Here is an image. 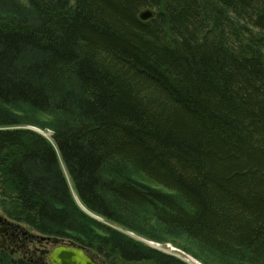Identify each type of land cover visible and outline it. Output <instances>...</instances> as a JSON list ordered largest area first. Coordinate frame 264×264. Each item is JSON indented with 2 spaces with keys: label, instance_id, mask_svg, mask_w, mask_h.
<instances>
[{
  "label": "trees",
  "instance_id": "16d2710c",
  "mask_svg": "<svg viewBox=\"0 0 264 264\" xmlns=\"http://www.w3.org/2000/svg\"><path fill=\"white\" fill-rule=\"evenodd\" d=\"M75 196L264 264V0H0L2 212L109 264H188Z\"/></svg>",
  "mask_w": 264,
  "mask_h": 264
},
{
  "label": "flooded vegetation",
  "instance_id": "af4514ba",
  "mask_svg": "<svg viewBox=\"0 0 264 264\" xmlns=\"http://www.w3.org/2000/svg\"><path fill=\"white\" fill-rule=\"evenodd\" d=\"M57 244L70 243L41 234L0 212V255L7 258L10 264H50L48 252ZM94 260L99 264H109L103 259Z\"/></svg>",
  "mask_w": 264,
  "mask_h": 264
},
{
  "label": "water",
  "instance_id": "95a60500",
  "mask_svg": "<svg viewBox=\"0 0 264 264\" xmlns=\"http://www.w3.org/2000/svg\"><path fill=\"white\" fill-rule=\"evenodd\" d=\"M155 15V11L151 9H143L139 13L141 20H147ZM28 128L35 130L45 136L43 132L37 130L34 127L28 126ZM46 137V136H45ZM77 204L85 212L89 213L77 200ZM92 217L96 218L93 214L89 213ZM152 241H150L151 243ZM48 262L50 264H99L94 258L89 255L86 250L78 245L74 244H57L55 245L47 255Z\"/></svg>",
  "mask_w": 264,
  "mask_h": 264
},
{
  "label": "rangeland",
  "instance_id": "374dc122",
  "mask_svg": "<svg viewBox=\"0 0 264 264\" xmlns=\"http://www.w3.org/2000/svg\"><path fill=\"white\" fill-rule=\"evenodd\" d=\"M32 127H34V126H32ZM34 128H36L37 130H39V131H41V132H43V134L45 133V132H48V133H50L47 129L46 130H43V129H39V128H37V127H34ZM45 135V134H44ZM76 197V196H75ZM82 209V208H81ZM83 210V209H82ZM84 211V210H83ZM0 212H2V210H1V208H0ZM85 212V211H84ZM87 213V212H86ZM87 214H89V213H87ZM90 215V214H89ZM95 216V215H94ZM97 219V218H96ZM99 220V219H98ZM100 222L101 223H103V224H105V225H110L111 227H113V228H115V229H117V230H119V231H121V232H123L124 234H126V235H129L130 237H132V238H134V239H136V240H138L137 238H141L142 240H150V239H147V238H144V237H142V236H139V235H136L134 232H132V231H129V230H126V229H123V228H121V227H119V226H117V225H115V224H110L109 222H107V221H105V220H103L102 218H100ZM150 241H153V240H150ZM142 242V241H141ZM144 243V242H143ZM156 243H159L160 245H161V247H160V249H157V250H159V251H162V252H165V253H169V254H174L175 256H178V257H183L184 255H182V254H180L176 249H178V250H180V251H183L184 252V254H188V255H190V256H192L189 252H187V251H184L183 249H181V248H179V247H177L176 245H174V244H172V243H170V242H156ZM149 246V245H148ZM150 247V246H149ZM151 248H153V247H151ZM154 249H156V248H154ZM192 257H194V256H192ZM197 261H199V262H201L199 259H197L196 257H194ZM202 263V262H201ZM204 264V263H203Z\"/></svg>",
  "mask_w": 264,
  "mask_h": 264
},
{
  "label": "bare ground",
  "instance_id": "6f19581e",
  "mask_svg": "<svg viewBox=\"0 0 264 264\" xmlns=\"http://www.w3.org/2000/svg\"><path fill=\"white\" fill-rule=\"evenodd\" d=\"M144 9H150V8H144ZM142 10H143V9H142ZM142 10H140V11H142ZM151 10H154V9H151ZM154 11H155V10H154ZM139 13H140V12H139ZM138 16H139V14H138ZM151 18H152V17H151ZM44 134H45L46 138L50 139V133L45 132ZM95 217H96L97 219L100 220V218H99L98 216H95ZM137 239H138L139 241L144 242L146 245H149L150 247L156 248V250H157V249H160V247H161V245H160L159 243H156V241H152V242L150 243V240H149V241H148V240H142L141 238H137ZM176 250H177L180 254H182V255H184V256H183V257H178V256H175L173 253L170 254V255H173V256H175V257H177V258L183 260L184 262H186V263H188V264H203V263L197 261L194 257H192V256H190V255H188V254H184L183 251H180V250H178V249H176ZM167 254H169V253H167Z\"/></svg>",
  "mask_w": 264,
  "mask_h": 264
}]
</instances>
